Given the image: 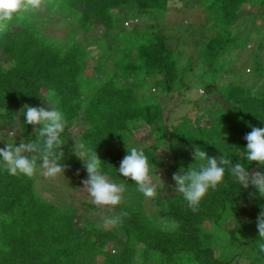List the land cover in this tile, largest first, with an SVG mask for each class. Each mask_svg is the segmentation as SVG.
Wrapping results in <instances>:
<instances>
[{
    "label": "trees",
    "instance_id": "1",
    "mask_svg": "<svg viewBox=\"0 0 264 264\" xmlns=\"http://www.w3.org/2000/svg\"><path fill=\"white\" fill-rule=\"evenodd\" d=\"M191 7L202 8L204 16L185 25L180 20ZM246 13L250 18L243 28L234 30ZM55 20L65 32L45 28ZM99 25L102 32L89 41ZM166 25L183 35L164 32ZM195 27L210 32L186 52L199 34ZM79 30L85 34L81 39ZM260 32L263 50L251 51L252 76L241 73L222 82L225 72L235 71L234 58L222 55L241 53ZM194 50L208 63L211 80L205 89L216 94L210 105L204 97H191L195 84L186 73ZM177 88L193 114L171 119L169 94ZM51 93L67 118L61 161L67 179L75 186L87 179L71 151L77 138L96 148L108 179L126 191L121 204L104 216L84 200L44 197L37 174L28 178L0 171V264H241V259L264 264L257 228L264 198L255 195L254 186L239 188L226 175L193 209L173 181L194 163V146L217 158L223 155L220 148L231 151L234 162H243L244 137L252 127H264V0H43L0 30L1 133L7 134L5 127L21 130L15 121L23 106L47 107L43 98ZM204 116L208 123L196 125ZM78 120L82 128L74 132ZM37 127L25 125L23 141L34 138ZM138 127H146L149 135L137 138ZM127 146L143 149L156 174L170 172L154 197H144L135 182L117 173ZM258 170L264 172L258 162L248 165L249 172ZM93 212L103 216L101 221ZM114 217L120 218L118 224L106 223ZM117 243L122 247L112 252Z\"/></svg>",
    "mask_w": 264,
    "mask_h": 264
},
{
    "label": "clouds",
    "instance_id": "2",
    "mask_svg": "<svg viewBox=\"0 0 264 264\" xmlns=\"http://www.w3.org/2000/svg\"><path fill=\"white\" fill-rule=\"evenodd\" d=\"M39 7L40 0H0V30L6 28L14 16ZM43 99L47 101V107L29 104L23 106L20 117L23 116L24 120L15 122L21 130L25 125H38L35 129L36 136L29 141H21L18 145L16 139L15 142H6V146L0 148V171H6L10 176L28 178L40 171L49 177L64 175L65 169L61 161L64 155L62 148L65 145L67 118L64 111L57 106L59 101L54 93ZM13 134L16 135L15 132ZM244 139L247 143L242 152L243 162H234V153L231 151L220 148L223 155L217 158L194 146V163L173 175L175 190L182 194L189 207H198L210 191L217 190L223 184L226 175L239 188L254 186L255 195L264 198V172L258 170L253 174L248 171V165L254 161L264 167V127H252ZM75 140L71 151L86 170L87 179L83 183L93 202L103 206L120 205L125 187L108 179V173L104 170L96 148L89 147L83 140ZM219 140L223 143L222 136ZM155 169L154 163L150 162L143 149L127 146L126 155L116 171L120 176L135 182L137 191L144 197L152 198L157 194L158 187L153 182L157 175ZM119 222L120 218L114 217L106 223L116 225ZM257 228L259 240L264 241V210L257 219ZM259 249L264 252V242L259 243Z\"/></svg>",
    "mask_w": 264,
    "mask_h": 264
},
{
    "label": "rangeland",
    "instance_id": "3",
    "mask_svg": "<svg viewBox=\"0 0 264 264\" xmlns=\"http://www.w3.org/2000/svg\"><path fill=\"white\" fill-rule=\"evenodd\" d=\"M43 5V0H40V6ZM251 10L256 11L257 8L253 7ZM245 12H247L245 10ZM174 13V12H173ZM204 16L203 10L202 8H188L186 10V12L182 15H179V17H181L182 19L180 20L181 23L186 25L187 21H194V22H201L202 18ZM250 18V16H248V14H245V17L239 19L233 26L234 30L243 28L244 23L246 20H248ZM261 19H257V24L261 23ZM48 25V24H47ZM45 26V28L50 29L52 27L53 30H55L56 32H59L61 29H65L64 32L66 31V28H64V24L59 22L58 20H55L54 22H51L48 26ZM176 26V25H175ZM16 28H18V25H15ZM196 27H198V25H196ZM194 28V31L196 33H199L198 35H196V37H194V42L193 44H190L187 47L186 52H188L189 50H193L194 47L196 45H199L200 41L203 40V38L205 37L206 33H209L210 31H201L198 28ZM252 30V29H251ZM163 31L166 33H179L181 35H183V31L182 29L180 30L179 28H169L167 25L163 28ZM63 32V35L65 34ZM102 32V26L99 25L96 28H93L91 30V36L89 38V41L92 40V38L94 36H97L98 34H100ZM84 32L82 31H78L77 32V38L81 39L82 36H84L85 34H83ZM263 32H260L257 37L255 39H252L250 41V43L247 45V47L245 48V50H242V52L240 53L238 50H235V54L233 53H225L222 56L225 57L226 59L233 57L234 58V62L231 64L232 67L235 68L234 73H224V76L222 78V82H228L234 78L237 77V75L239 74H243V76H245L246 78L252 76V66H253V60L254 58L251 57V51L253 49L256 50H263V46L260 42V38L262 37ZM88 35V34H86ZM184 35H188V33L184 34ZM87 41H84V43H86ZM195 55V60H194V64L187 69V75L186 78L191 79L190 81H193L192 85L193 87V93L191 95V97H195L197 100H200V97H204L207 100V104H211L212 100L216 99V94H214V96H210L207 95L205 86L208 84V82L211 80L210 76V72L208 69V63L204 60L203 57L199 56V53H196V51H192ZM238 52V53H237ZM263 53V51H261ZM261 53V54H262ZM237 54V55H236ZM197 55V56H196ZM185 56V55H184ZM199 56V57H198ZM183 60V59H181ZM186 60V56L183 60V62ZM94 60L92 58L88 59V64H93ZM253 78V77H252ZM252 78L249 80L250 82H248V84L252 85ZM152 85H154L155 83H150ZM147 87V86H146ZM143 90L145 92L149 93V88H144ZM158 90V89H157ZM181 89L177 88L172 94H169L170 97H172V102H171V110H170V118L171 119H176V118H180L182 116H186V115H192L193 113L191 112V106L188 102H185V97L181 95ZM153 91V90H152ZM197 91V92H196ZM46 94H48V92H46ZM203 95V96H202ZM202 112V111H201ZM200 112V113H201ZM195 116V115H194ZM20 115L18 116V119ZM208 117L204 116V118L200 119V120H196V125L198 124H207L208 123ZM82 128L81 126V121L78 120L76 123L73 124L72 126V130L74 132L80 130ZM12 129V128H11ZM9 129L8 127H5L6 133H1V131L3 130V127L0 128V148H3L6 146V142H15L16 136L18 137L16 140L17 145L23 141V139L25 138L24 133L21 130H18L17 128H13V130ZM16 129V130H15ZM13 132H15L16 135L13 134ZM135 132V136L137 138H142L146 135H149V130H147L146 127H138L136 129H134ZM15 137V138H13ZM170 172L169 171H158L157 175L154 177L153 182L157 184V186H163L164 184H166L167 182H169L170 180ZM86 179V178H85ZM84 181V180H83ZM112 182V181H111ZM36 185H37V189L39 191V193H41L44 197L49 198L51 200L54 201H60L63 199L69 200V202H73L75 203L74 200H84L90 203L94 204V209L97 212V214H101L104 216H108V214L110 215L111 213L108 212L109 210L114 209L115 207L113 206H103V205H96L92 198L89 196H86L85 194L87 193L86 187H84V183L80 181V184L77 183V186H75L70 180L67 179V176L64 174H60L56 177H49L46 174L43 173V171H40L37 173V181H36ZM79 185V186H78ZM169 189H172V191L175 189L173 188V186H170ZM167 191H164L163 193H165ZM95 220L96 221H101V218H96V213L93 212ZM76 219H78L79 222H82L84 220L83 215H77ZM225 224V222H223ZM122 247L121 244H114L112 246V252L113 251H117ZM237 262H241V264H248L247 260H240Z\"/></svg>",
    "mask_w": 264,
    "mask_h": 264
}]
</instances>
